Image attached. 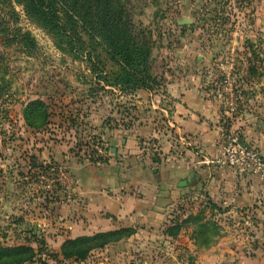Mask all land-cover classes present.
<instances>
[{"label": "rangeland", "instance_id": "374dc122", "mask_svg": "<svg viewBox=\"0 0 264 264\" xmlns=\"http://www.w3.org/2000/svg\"><path fill=\"white\" fill-rule=\"evenodd\" d=\"M129 2L134 22L151 36L152 89L163 86L164 70L172 74L166 81L201 74L220 86L212 94L225 101V71L218 62L230 71L236 99L264 71V0ZM16 28L33 39L29 51L15 37ZM88 59L59 49L20 4L0 0V248L31 249L0 264L30 254L21 264H264V206L223 215L224 208L197 192L161 187L149 194L146 217L94 224L79 195L91 185L85 178L102 171L127 182L164 165V147L149 133L138 135L147 109L134 92L143 89H122L112 82V65L100 72ZM33 100L45 110L37 126L25 117ZM168 148L183 153L180 144ZM78 168L84 169L81 178ZM113 231H119L114 239L97 243L96 234ZM79 237L94 239L67 246ZM76 250L86 255H65Z\"/></svg>", "mask_w": 264, "mask_h": 264}, {"label": "crops", "instance_id": "0c3cea01", "mask_svg": "<svg viewBox=\"0 0 264 264\" xmlns=\"http://www.w3.org/2000/svg\"><path fill=\"white\" fill-rule=\"evenodd\" d=\"M170 76L172 74L164 70L163 86L134 92L135 102H143L147 109L148 122L139 127L138 135L149 133L160 139L165 148L162 149L164 165L141 170L143 175L128 177L127 182L118 174L102 171L90 178L84 177L91 185L82 187L79 195H83V202L91 209L94 224L110 225L111 219L117 224L146 217L147 205L151 202L149 194L161 187L170 193H173L174 186L183 187L181 194L197 192L199 197L211 202L212 207L224 208L223 215L263 209L264 179L239 173L214 160L220 155L221 131L237 132L243 142L264 156V71L259 73V80L257 77L255 82L241 87L245 93L237 97L234 114L226 101L212 94H217L220 86L209 85L201 74L166 81ZM153 115L159 116L163 127L156 125ZM176 143L181 145L183 153L175 150L168 153V146L173 149ZM77 171L81 178L84 169L78 168ZM181 182L185 184L180 186ZM162 192L156 194V199L154 197L158 202Z\"/></svg>", "mask_w": 264, "mask_h": 264}, {"label": "trees", "instance_id": "16d2710c", "mask_svg": "<svg viewBox=\"0 0 264 264\" xmlns=\"http://www.w3.org/2000/svg\"><path fill=\"white\" fill-rule=\"evenodd\" d=\"M20 4L25 15L40 25L55 40L56 46L66 52L87 54L94 70L104 71L112 65L113 84L122 89H152L150 57L151 36L147 29L133 20L129 0H13ZM12 16H15L12 14ZM15 37L24 50L34 47L29 33L14 30ZM84 37H86L84 39ZM104 78V77H103ZM154 88V87H153ZM25 117L31 125H38L45 117L44 105L40 100L26 105ZM38 121V122H37ZM119 231L98 233L97 243L114 239ZM113 236V238H112ZM101 238H104L100 240ZM92 237H79L67 241L70 248L75 244L87 243ZM72 254L83 258L86 250ZM31 253L27 247L0 248V261L9 254ZM30 255L17 257L16 264L27 262Z\"/></svg>", "mask_w": 264, "mask_h": 264}, {"label": "built area", "instance_id": "2783aa9c", "mask_svg": "<svg viewBox=\"0 0 264 264\" xmlns=\"http://www.w3.org/2000/svg\"><path fill=\"white\" fill-rule=\"evenodd\" d=\"M218 67L223 69V89L228 94L226 101L231 113H236L237 105L233 90L230 71L225 69L222 62ZM220 155L214 160L216 163L231 168L239 173H247L264 179V156L257 149L243 142L235 131H221L219 141Z\"/></svg>", "mask_w": 264, "mask_h": 264}, {"label": "water", "instance_id": "95a60500", "mask_svg": "<svg viewBox=\"0 0 264 264\" xmlns=\"http://www.w3.org/2000/svg\"><path fill=\"white\" fill-rule=\"evenodd\" d=\"M184 184H185V182H181V183H180V186H181V185H184Z\"/></svg>", "mask_w": 264, "mask_h": 264}]
</instances>
